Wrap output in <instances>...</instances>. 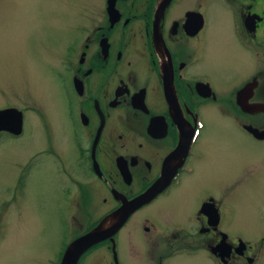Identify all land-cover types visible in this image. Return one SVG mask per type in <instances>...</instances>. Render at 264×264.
Segmentation results:
<instances>
[{"label":"flooded vegetation","instance_id":"af4514ba","mask_svg":"<svg viewBox=\"0 0 264 264\" xmlns=\"http://www.w3.org/2000/svg\"><path fill=\"white\" fill-rule=\"evenodd\" d=\"M85 5L77 28L81 38L56 54L52 65L46 63L55 87L53 119L42 115L36 121L44 126V145L35 155L47 154L49 165L68 181L73 170H88V180L75 177L81 193L76 212L73 195L60 212L63 238L56 264L67 243L102 218L107 233L74 264L198 263L201 252L204 264L259 263L250 255L252 244L242 239L239 245L241 237L227 226L233 214L227 191L241 186L244 173L232 182L187 184L183 192L191 193L185 198L169 193L198 182L217 162L227 163L230 130L264 153V0ZM219 25L225 31L221 46L214 38ZM221 73H227V87H220ZM24 118L22 111L19 133L0 130V135L18 137ZM255 154L252 168L260 162ZM24 182L19 174L16 187ZM19 193L1 201L0 234L6 237L8 218H20L24 210L9 207L10 197ZM120 209L126 212L123 220L110 225L108 216Z\"/></svg>","mask_w":264,"mask_h":264},{"label":"rangeland","instance_id":"374dc122","mask_svg":"<svg viewBox=\"0 0 264 264\" xmlns=\"http://www.w3.org/2000/svg\"><path fill=\"white\" fill-rule=\"evenodd\" d=\"M86 3L88 0H0V108L15 107L26 117L18 137L0 135V206L7 195L20 190V196L10 197L9 207L23 205L24 209L20 218L15 213L17 217L8 218L10 226L5 227V233L9 236L0 234V264H56L63 238L60 212L65 210L71 195L75 200V212L80 204L76 199L80 182L75 177L81 181L85 178L88 173L85 166L78 169L79 173L73 170L75 175L68 181L49 165L51 160L47 154L35 155V150L44 145L40 138L44 126L36 122L38 116L51 119L54 115L55 87L50 82L46 63L52 65L56 54L77 42V37L81 38L77 28L85 17ZM216 19L223 24L222 11L217 12ZM220 27L214 34L217 46L225 44V31ZM216 53H222L220 47L216 48ZM226 74H220L224 80L220 87H227ZM222 127L229 130L226 125ZM228 136L233 143L228 146L227 163L217 162L213 169L199 174L198 182L182 183L172 189L169 196L185 198L184 195L187 197L191 193L190 189L183 192L187 184L204 186L232 182L244 173L246 177L241 186L227 191L233 210L227 226L232 235H237L236 232L252 244L250 255L260 261L254 264H264V153L261 147L247 145L231 130ZM254 151L258 154H255V163L260 162L252 168L248 163ZM72 153L71 150L69 155ZM19 174L25 182L16 187ZM85 179L88 180V176ZM75 216L79 221L84 219L79 211ZM201 255L198 263L204 264V252ZM198 263L186 259L182 264Z\"/></svg>","mask_w":264,"mask_h":264},{"label":"water","instance_id":"95a60500","mask_svg":"<svg viewBox=\"0 0 264 264\" xmlns=\"http://www.w3.org/2000/svg\"><path fill=\"white\" fill-rule=\"evenodd\" d=\"M20 129L21 111L15 107L0 108V130L18 133ZM141 195H143V193L139 196ZM125 215L126 212L122 209L116 210L112 213V215L108 216L109 219H113L110 225H112L114 221H116V223H120ZM105 220L106 218L100 219L97 224L91 227L89 230L73 238L64 248L59 264H74L78 255L87 246L102 238L107 233L106 229L103 227Z\"/></svg>","mask_w":264,"mask_h":264}]
</instances>
